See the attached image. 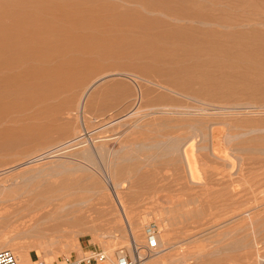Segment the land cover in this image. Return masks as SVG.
Instances as JSON below:
<instances>
[{
	"label": "rangeland",
	"instance_id": "obj_1",
	"mask_svg": "<svg viewBox=\"0 0 264 264\" xmlns=\"http://www.w3.org/2000/svg\"><path fill=\"white\" fill-rule=\"evenodd\" d=\"M1 1L0 16L13 11L14 6L2 5ZM196 1L201 10L229 8L218 0ZM28 2L37 22L34 32L44 28L45 14L58 16L77 8L91 9L94 4H99L94 7L103 15L109 14L116 4L122 11L137 9L147 15L172 19L175 24L183 22L174 19L178 16L171 12L151 7L149 0ZM231 9L244 11L238 7ZM184 21L209 26L199 20ZM132 22L129 24L133 25ZM119 59L112 57L105 61L113 63ZM246 66L255 68L251 73L253 86L263 87L264 62ZM116 72H101L88 80L90 84L109 73L92 90L85 106L79 99L88 84L62 96L75 98L69 105L72 103L74 112L79 110L77 121L73 119L70 125L40 136L38 129L45 125L48 115L44 113L45 104L34 100L28 110L17 113L16 132L0 135V185L11 189H54L62 194L73 189L78 194L64 197L63 201L77 204L80 209L77 214L89 215L94 220L99 228L97 236L68 235L47 249L32 247L29 242L36 239L25 235L23 225H34L40 218L36 224L45 221V213L53 206L46 205V210L37 202L23 201V206L19 202L7 203L8 210L0 206V236L17 237L16 242L21 241V245L28 243L25 246L31 257L28 264L37 257L53 264L63 257H81L93 248H102L115 258L118 250L130 248L133 240L146 243L150 227L158 230L161 246L143 264H260L262 260L264 264V92L233 90L232 82L243 73L227 75V83L222 82L216 88L197 90L167 87L165 82L170 78L166 76L160 80L151 78L155 82L151 83L134 76L133 71L124 72L126 75ZM136 83L143 89L142 95ZM239 94L241 100H232L231 96ZM176 137L184 140L178 143L182 149L189 146L194 150L192 174L184 153L173 154V150L165 148L166 141ZM101 145L105 148L101 149ZM111 179L129 181L128 188L119 190L132 211L137 228L134 235L128 233L116 200L107 192L106 183ZM27 198L37 197L31 194ZM90 199V203L83 205Z\"/></svg>",
	"mask_w": 264,
	"mask_h": 264
},
{
	"label": "bare ground",
	"instance_id": "obj_2",
	"mask_svg": "<svg viewBox=\"0 0 264 264\" xmlns=\"http://www.w3.org/2000/svg\"><path fill=\"white\" fill-rule=\"evenodd\" d=\"M149 1L151 7L171 12L178 16L174 19L183 22L175 24L172 19L147 15L137 9L127 8L122 11L116 4L111 7L112 11L109 14L103 15L100 13L101 10L94 7L99 4H94L91 9L77 8L72 12L63 11L58 16L54 13L45 14L44 28L40 32H34L33 27L37 22L28 0H12L9 3L2 0V5L10 4L14 8L13 11H5L0 16V135L16 132L17 113L28 110L34 100L45 104L44 113L48 115L45 125L38 129L42 137L70 125L73 119L77 121L79 110L74 112L72 103L69 105L71 101L73 103L76 101L75 98L62 96L66 92L72 94L76 89L79 91L80 86L88 84L79 99L85 106L92 90L109 73L90 84L88 80L93 75L111 70H117L116 73L133 71L136 73L134 76L151 83H155L150 80L151 78L159 79L166 76L170 78L165 82L167 87L178 89L189 87L197 90L216 88V85H221L222 82L227 83L225 81L227 75L243 73L244 76H239L240 78H235L237 80L232 82L235 84L233 90L251 94L264 92V86L260 88L252 84L251 73L255 68L246 66L264 62V0H218L229 5V8L204 10H201V4L196 0ZM170 3L174 6H169ZM77 7L81 8L78 5ZM231 7H238L244 11L234 12ZM185 19L199 20L209 26L185 24ZM129 21H133V25L129 24ZM38 43L41 45L38 46ZM37 47L39 48L36 49ZM112 57L126 60L119 59L120 61L113 63L105 61ZM141 73L148 78L139 75ZM247 74L250 76L246 77ZM137 88L142 95L141 86L137 84ZM240 95L231 98L235 101L241 100ZM178 138L168 141L169 143L166 141L165 148L173 150V154L175 151L181 155L184 153L189 174H192L194 167L191 161L195 155L194 150L191 151L189 146L182 149L178 144L182 140ZM101 146L99 147L103 149L104 146ZM169 153L171 155V152ZM177 155L179 154L176 153ZM192 177L194 179V175ZM128 182L111 179L107 181L106 189L116 200V206L123 214L128 233L134 235L137 228L134 219L132 220L133 214L126 197L119 190L128 188ZM2 186L0 185L2 207L6 208L10 202L16 204L15 202L21 201L37 202L43 208L48 204L53 206L50 211L45 208L48 211L45 213V221H41L44 224L41 222L36 224V220L39 221L41 218L36 219L35 224L31 222L34 225L27 226L26 222H23L26 225V228L23 225L25 235L36 239L29 242L32 247L44 246L47 249L68 235L72 237L90 233L94 237L97 236L99 228L94 220H91L89 215L83 217L77 214L80 212L77 204L66 202L68 200L63 201L64 197L78 194L73 189H68L62 194L60 190L47 188L11 189ZM31 194H35L36 200L27 198ZM91 198L93 199L94 195ZM92 199L84 201L83 205L90 203ZM5 208L4 210H8ZM16 238L0 236V249L10 248L22 261L31 262L29 250L27 251L25 247L29 244L21 245V241L16 242Z\"/></svg>",
	"mask_w": 264,
	"mask_h": 264
},
{
	"label": "built area",
	"instance_id": "obj_3",
	"mask_svg": "<svg viewBox=\"0 0 264 264\" xmlns=\"http://www.w3.org/2000/svg\"><path fill=\"white\" fill-rule=\"evenodd\" d=\"M160 240L156 228H148L146 243L133 240L131 247L120 248L113 258L102 248H93L81 257H63L53 264H143L144 260L160 250ZM0 264H28L22 261L11 249H0ZM31 264H49L45 259L37 257Z\"/></svg>",
	"mask_w": 264,
	"mask_h": 264
}]
</instances>
